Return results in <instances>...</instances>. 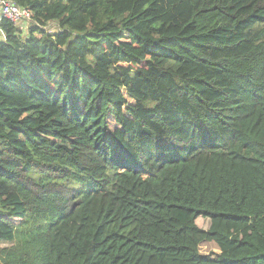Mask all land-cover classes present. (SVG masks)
Here are the masks:
<instances>
[{
	"label": "trees",
	"instance_id": "obj_1",
	"mask_svg": "<svg viewBox=\"0 0 264 264\" xmlns=\"http://www.w3.org/2000/svg\"><path fill=\"white\" fill-rule=\"evenodd\" d=\"M13 1L0 264H264V0Z\"/></svg>",
	"mask_w": 264,
	"mask_h": 264
},
{
	"label": "built area",
	"instance_id": "obj_2",
	"mask_svg": "<svg viewBox=\"0 0 264 264\" xmlns=\"http://www.w3.org/2000/svg\"><path fill=\"white\" fill-rule=\"evenodd\" d=\"M0 11L2 16L16 25L30 22L34 18V13L29 7L21 6L13 0H0Z\"/></svg>",
	"mask_w": 264,
	"mask_h": 264
},
{
	"label": "rangeland",
	"instance_id": "obj_3",
	"mask_svg": "<svg viewBox=\"0 0 264 264\" xmlns=\"http://www.w3.org/2000/svg\"><path fill=\"white\" fill-rule=\"evenodd\" d=\"M197 223L200 227L204 229H209L211 221L209 218L206 217H198ZM201 252L203 253H215L218 252V248L214 243L205 242L200 247Z\"/></svg>",
	"mask_w": 264,
	"mask_h": 264
},
{
	"label": "crops",
	"instance_id": "obj_4",
	"mask_svg": "<svg viewBox=\"0 0 264 264\" xmlns=\"http://www.w3.org/2000/svg\"><path fill=\"white\" fill-rule=\"evenodd\" d=\"M1 16H2V14H1V11H0V19H1ZM3 38H4V34L0 30V39H3Z\"/></svg>",
	"mask_w": 264,
	"mask_h": 264
}]
</instances>
